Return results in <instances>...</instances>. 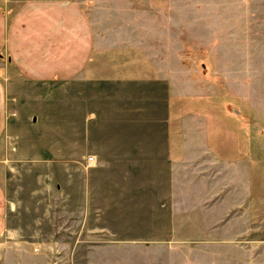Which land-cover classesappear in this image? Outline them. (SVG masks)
I'll use <instances>...</instances> for the list:
<instances>
[{
    "label": "crops",
    "instance_id": "1",
    "mask_svg": "<svg viewBox=\"0 0 264 264\" xmlns=\"http://www.w3.org/2000/svg\"><path fill=\"white\" fill-rule=\"evenodd\" d=\"M82 1L0 0V255L12 257L10 264H81L78 257L82 264L154 263L155 237L124 239L111 227L138 223L117 211L122 172L149 178L156 151L167 163L186 153L184 137L115 135L116 119L133 118L122 110L131 95L117 88L123 74L131 75L124 72L122 48L137 53L138 43L114 44L119 59H109L100 45L107 26L93 23L90 0ZM109 80L116 85L107 90ZM130 108L125 112L138 113ZM165 126L169 134V120ZM228 145L227 156L242 168L225 191L241 181L250 199L249 141ZM143 181L125 190L136 196L160 191ZM251 251L241 249L239 263L252 264Z\"/></svg>",
    "mask_w": 264,
    "mask_h": 264
},
{
    "label": "rangeland",
    "instance_id": "2",
    "mask_svg": "<svg viewBox=\"0 0 264 264\" xmlns=\"http://www.w3.org/2000/svg\"><path fill=\"white\" fill-rule=\"evenodd\" d=\"M90 2L92 22L107 26L100 45L109 59L117 57L114 44L129 48L138 43L137 53L122 48L124 72L131 75L123 74L117 88L131 95L122 110L133 118L116 119L115 135H170L188 142L186 153L170 163L156 151L149 178L124 169L117 211L138 223L111 227L124 239L155 237L150 240L155 243L152 264H233V256L235 264H243V248H250L252 264H259V242L264 241V0ZM106 84L107 90L116 85ZM130 105L138 107L137 114L134 108L132 114L125 112L132 110ZM243 138L250 147V199L243 197L241 181H235V191H225L231 174L242 168L241 161L232 163L227 156L228 144ZM137 180L160 191L136 196L125 190ZM11 260L0 255V264ZM78 261L82 264V257Z\"/></svg>",
    "mask_w": 264,
    "mask_h": 264
},
{
    "label": "built area",
    "instance_id": "3",
    "mask_svg": "<svg viewBox=\"0 0 264 264\" xmlns=\"http://www.w3.org/2000/svg\"><path fill=\"white\" fill-rule=\"evenodd\" d=\"M88 160H92V156H88Z\"/></svg>",
    "mask_w": 264,
    "mask_h": 264
}]
</instances>
